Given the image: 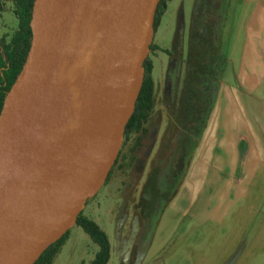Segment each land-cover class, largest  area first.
<instances>
[{"label":"water","instance_id":"1","mask_svg":"<svg viewBox=\"0 0 264 264\" xmlns=\"http://www.w3.org/2000/svg\"><path fill=\"white\" fill-rule=\"evenodd\" d=\"M159 0H35L0 112V264H34L105 181Z\"/></svg>","mask_w":264,"mask_h":264},{"label":"rangeland","instance_id":"2","mask_svg":"<svg viewBox=\"0 0 264 264\" xmlns=\"http://www.w3.org/2000/svg\"><path fill=\"white\" fill-rule=\"evenodd\" d=\"M194 6L195 0H171L166 3L165 13L150 39V45L157 49L151 52L148 50L146 54V58L153 59L154 64L152 77L155 85V106L151 126L147 129L148 136L143 139L141 153L131 168L119 169L118 165L115 166L107 183L103 182L81 209L83 216L95 222L108 238L111 256L108 264H120V261L126 258H137L141 261L142 258L171 260L200 258L207 254L220 256L222 227L217 225L216 229L215 224L221 223L219 220L222 218V211L229 207L231 202V206L234 207L250 208L256 207L254 203L256 201L258 206L264 207V181L253 182L251 172L247 168L240 167L235 172V168L229 167V158L222 161L221 77L218 102L188 166L182 187L176 195L179 197L174 203L170 202L167 205L151 233L142 237L143 233L139 232L136 213L133 210L166 121L163 88L167 60L163 51L169 50L178 12L181 11L184 25L187 27ZM225 25L227 30L224 40L227 44L230 39L228 34L233 26L231 16ZM16 27L17 20L13 13L9 10L0 12V33L5 30L15 31ZM229 106L234 108L235 104ZM121 148L124 150L122 139L117 152L121 151ZM121 163L119 160V164ZM262 175L264 176V172ZM235 189L247 193V198L237 200L233 204ZM224 192L227 195L231 194L230 197L224 198L222 195ZM255 196L259 197L258 200ZM176 222L180 223V233L186 228V224L191 222L192 230L187 234L189 237H184L180 242L168 240L162 248L167 230L176 225ZM68 233L67 241L56 255L57 259L53 264L90 263L97 252V246L74 224L68 229ZM177 239L178 236L175 240Z\"/></svg>","mask_w":264,"mask_h":264},{"label":"trees","instance_id":"3","mask_svg":"<svg viewBox=\"0 0 264 264\" xmlns=\"http://www.w3.org/2000/svg\"><path fill=\"white\" fill-rule=\"evenodd\" d=\"M168 1L171 0H159L153 19V31L158 27ZM34 2L35 0H12L17 28L9 39L0 38V112L5 97L21 73L30 51V22ZM221 40L223 44L224 39L218 33L207 35L197 30L190 33L184 91L177 102L165 103V131L159 149L152 157L133 210L139 232L143 233L142 237L155 229L162 212L181 189L188 166L207 128L216 103V96L213 94L219 88L227 62L226 49H221ZM149 49L152 51L157 48L150 45ZM142 68L140 90L122 134L124 150L121 148L118 152L104 184L109 180L115 166L118 165L119 169L134 166L141 152L143 139L148 133V126H151L155 106L151 61L145 58ZM119 160L122 161L121 164ZM74 226L81 228L98 248L89 264H107L111 257L110 244L100 227L83 216L82 212L77 215ZM68 234L67 231L51 244L34 264H52L67 241Z\"/></svg>","mask_w":264,"mask_h":264},{"label":"crops","instance_id":"4","mask_svg":"<svg viewBox=\"0 0 264 264\" xmlns=\"http://www.w3.org/2000/svg\"><path fill=\"white\" fill-rule=\"evenodd\" d=\"M0 4V12L9 10L13 13L12 0H0ZM5 31L0 33V38L7 40L14 30ZM228 35L230 39L225 47L227 62L221 84L222 161L229 158V167L235 168V172L240 167L249 169L253 182L261 183L264 181V0L234 1L233 26ZM219 92L218 88L215 106ZM232 103L234 108L229 106ZM233 193V204L247 198L243 191L235 189ZM222 195L229 198L231 194L224 192ZM178 197L175 196L171 202L174 203ZM258 198L255 196L256 200ZM254 203L256 207L243 208L231 206V202L222 211L221 223L215 224L216 229L217 225L222 227L220 256L207 254L200 258L171 260L142 258L141 261L126 258L120 264H264V207L258 206L256 201ZM179 225L176 222L167 230L162 248L168 240L180 242L189 237L191 222L181 233ZM177 236L179 239L175 240Z\"/></svg>","mask_w":264,"mask_h":264},{"label":"flooded vegetation","instance_id":"5","mask_svg":"<svg viewBox=\"0 0 264 264\" xmlns=\"http://www.w3.org/2000/svg\"><path fill=\"white\" fill-rule=\"evenodd\" d=\"M211 1H213V3H211ZM234 1L236 0H195V6L187 27L184 25L181 11L178 12L176 28L169 50L163 51L167 60V69L164 76L163 88V98L165 103L177 102L181 98V94L184 91L186 69L188 66V40L190 38V33L194 30L207 35L218 33L220 34L221 39H224L225 31L227 30L225 24L230 16L232 18L234 16ZM225 47V40L223 41V44L221 40V49ZM149 52H151V49H149ZM147 59L151 61L153 71V59ZM214 95L216 96V101L218 90L216 91L215 89L213 96ZM165 120V126L160 138L157 141L156 151L159 149L160 142L165 131L167 124L166 117ZM147 136L148 133L145 138H147Z\"/></svg>","mask_w":264,"mask_h":264}]
</instances>
